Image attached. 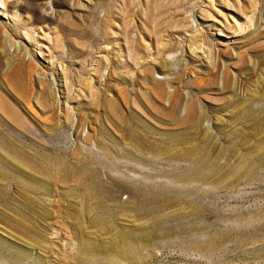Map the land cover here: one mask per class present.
Instances as JSON below:
<instances>
[{"label":"rangeland","instance_id":"1","mask_svg":"<svg viewBox=\"0 0 264 264\" xmlns=\"http://www.w3.org/2000/svg\"><path fill=\"white\" fill-rule=\"evenodd\" d=\"M0 264H264V0H0Z\"/></svg>","mask_w":264,"mask_h":264}]
</instances>
